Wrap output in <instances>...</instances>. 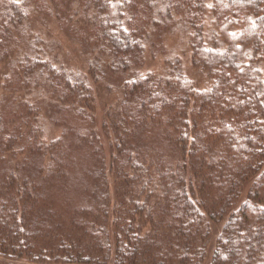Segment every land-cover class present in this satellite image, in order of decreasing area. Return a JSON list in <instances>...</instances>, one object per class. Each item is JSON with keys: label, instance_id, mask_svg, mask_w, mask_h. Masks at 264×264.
Instances as JSON below:
<instances>
[{"label": "trees", "instance_id": "16d2710c", "mask_svg": "<svg viewBox=\"0 0 264 264\" xmlns=\"http://www.w3.org/2000/svg\"><path fill=\"white\" fill-rule=\"evenodd\" d=\"M0 63V260L264 264V0H0Z\"/></svg>", "mask_w": 264, "mask_h": 264}, {"label": "rangeland", "instance_id": "374dc122", "mask_svg": "<svg viewBox=\"0 0 264 264\" xmlns=\"http://www.w3.org/2000/svg\"><path fill=\"white\" fill-rule=\"evenodd\" d=\"M68 2L70 0H67ZM49 16H46L45 14L40 15L36 13V16H31L30 18V24L31 27L41 33L42 35H45L49 43L55 42L59 40V44H57V47L55 49V54L57 55L58 59L68 66H71L74 69H82L84 68L85 63V56H82L77 44L75 41L71 40L65 31L57 26L56 21ZM72 37V36H71ZM165 40L168 43L174 42L176 40V34H167L165 37ZM51 41V42H50ZM145 64H147V67H150L151 65L156 64L155 61L151 60L147 57ZM8 65L7 63H0V84L3 78V75L7 72ZM99 80V82L93 83L91 82L92 87V96H91V105H92V111H89L93 113L96 118H98L99 121H101L102 115H103V109L106 105H108L110 102H114L115 99V93H107L104 90V87L108 84L117 85L116 81L117 79H114L113 76H109L108 78ZM112 85V86H113ZM114 88V87H113ZM2 88L0 87V97L3 96L4 93H2ZM47 122L49 123V118H46ZM52 134L57 133L56 130L51 129L50 131ZM0 264H8L7 261L0 260Z\"/></svg>", "mask_w": 264, "mask_h": 264}]
</instances>
